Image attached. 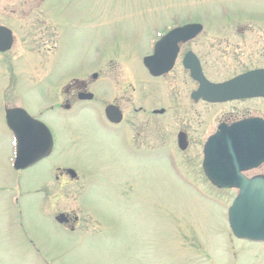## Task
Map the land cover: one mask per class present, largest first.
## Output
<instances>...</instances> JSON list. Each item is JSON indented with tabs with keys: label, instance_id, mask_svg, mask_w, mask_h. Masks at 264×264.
<instances>
[{
	"label": "rangeland",
	"instance_id": "374dc122",
	"mask_svg": "<svg viewBox=\"0 0 264 264\" xmlns=\"http://www.w3.org/2000/svg\"><path fill=\"white\" fill-rule=\"evenodd\" d=\"M26 5H32L30 12ZM41 9L49 11L42 19L47 26L60 19L58 51L44 49L56 37L44 47L41 43L36 23ZM259 17L264 22V0H0V24L13 33L11 48L0 53V264H264V242L232 236L226 211L236 191L216 188L202 177L199 143L182 152L175 145L189 178L180 180L175 175L181 171L172 172L163 159L152 163L124 155L86 111L63 122L45 109L39 117L53 130L54 152L14 170L4 119L5 107L35 113L54 103L57 73L71 74L89 59L95 62L98 44L112 49L106 54L109 64L121 68L110 74L127 83L133 76L147 77L134 58L148 52L151 23L158 28L172 25L170 20L200 23L206 39L230 36L238 25L258 23ZM198 39L188 46L213 81L256 65L249 63L247 46L236 59L229 55L219 61L220 54L209 46L202 50ZM180 57L172 73L175 81L190 80L191 88ZM255 57L252 62L263 65L261 56ZM55 167L73 169L78 180L57 188ZM56 211H73L80 231L65 230L54 218Z\"/></svg>",
	"mask_w": 264,
	"mask_h": 264
},
{
	"label": "flooded vegetation",
	"instance_id": "af4514ba",
	"mask_svg": "<svg viewBox=\"0 0 264 264\" xmlns=\"http://www.w3.org/2000/svg\"><path fill=\"white\" fill-rule=\"evenodd\" d=\"M31 6L32 5L25 6L28 8V12L31 11ZM48 13L49 11L41 9V15L36 22L43 36L41 38V43L44 47L52 37H56L54 43L50 44V46H52L44 47V49L45 51H58L61 31L57 21L60 19L56 16L54 27L47 26L42 19H44L45 15ZM59 13L61 14V12ZM262 18L263 17H259L258 19L260 20L257 19L258 23L254 22L256 20H249L246 25H238L234 28L236 29L235 32L230 36L218 34L212 38H206L213 42H206L203 36L205 33L202 31V26L201 31L193 38L176 43L177 53L171 68L167 72L157 76L148 73L143 65V58L152 53L155 44L170 29L175 26L184 25L185 23L174 24L173 21L170 20L172 25H165L161 28L157 26L154 27L155 25L151 23L150 34L152 33V35L145 43L148 52L144 53L138 60L137 57L134 58L135 64H139V67L141 66L144 69L147 75V77L144 76V79L147 80V84L149 85H143L142 80L144 79L136 76H133L127 83L122 79H118L114 74H112L113 78H111L112 75L110 72L118 71L120 67L119 65L109 64L106 54H109L112 49L107 50L104 44H98L93 47V51L94 49L97 50L96 54L98 56L95 62L89 59L90 63L86 62V64L84 63L85 65H80L73 70L71 74L66 72L57 73V78L53 87L56 98L54 103H50L47 107L41 105L36 109L37 112L35 111V113H30L25 107L21 108L33 118L42 121L50 130L53 144L49 155L54 152L55 136L50 125L39 117L40 114L43 113V110L47 109L54 117L61 118L63 122H66L74 113L86 111V113L90 115V122L96 129L118 141L119 151L124 155L134 159H146L152 163H157L158 160L162 161L163 159L172 172H174L173 170L176 168L181 171V174L178 173L175 175V177L180 180H184L188 177L183 171L181 164L176 159L174 150L175 145L178 151L182 152L188 149L190 145H197V143H199L200 173L202 177L210 183L203 169V147L207 138L218 132L221 126L228 127L237 122L254 118H259L264 122V96L234 98L222 101H208L202 96L195 99L192 97V93L198 89L199 83L191 77L189 69L185 68L183 63L184 57L186 53L191 52L198 60L202 75L207 81L214 84L226 82L252 70L264 69V62H262L263 65L257 64L256 61L252 62L253 55L256 56L255 58L261 56L260 61H264V22H260ZM170 19H172V17ZM114 35L116 36L117 34ZM199 36L200 39H198V41H200L199 43L202 50L205 49L206 46H209V49L220 54L218 58L219 61L229 55H231L233 59H236V56L245 51L244 46H247L250 49V55H252L249 63L250 65H256L244 71L232 74L222 80L213 81L209 79L204 72L203 59L188 46L195 45L194 40H196L197 37L199 38ZM11 37L13 43L12 31ZM115 48L116 47H114V49ZM142 50L143 49H139L138 51ZM0 53L2 54L3 52ZM180 55L179 64L190 77L193 84L191 88L188 84L190 80L180 79V81H175L177 79L175 78L176 75L172 73L176 65L175 62ZM127 67L133 70L132 61L128 62ZM166 88L168 89L166 90ZM129 90L130 92H128ZM148 93L150 94V98L148 97ZM132 99L134 102L133 105H131ZM108 106H113L115 108L117 114L120 116L118 121L115 122L109 119L105 112ZM205 109H207V111ZM180 145H185V147L181 149ZM263 165L264 161L254 168L241 171L240 174L246 178L260 175L264 176V168L259 169ZM68 169V167H63L62 169L61 167H55L54 182L57 188L65 187L66 184H72L78 180L76 172L74 171L75 175L71 176V174L68 173ZM256 169L259 170L254 173L253 171ZM65 177H68L69 180L66 181ZM60 179L65 181L62 182L61 180V182H59ZM48 194L49 192H46L45 195ZM59 214L64 215V220L59 222V224L62 225L65 230L70 232L80 231V229L77 228L79 218L73 211H56L54 212V218Z\"/></svg>",
	"mask_w": 264,
	"mask_h": 264
},
{
	"label": "water",
	"instance_id": "95a60500",
	"mask_svg": "<svg viewBox=\"0 0 264 264\" xmlns=\"http://www.w3.org/2000/svg\"><path fill=\"white\" fill-rule=\"evenodd\" d=\"M202 29L199 23H188L171 29L155 44L153 53L143 58L148 72L157 76L167 72L177 53L176 43L193 38ZM12 43L11 32L0 26V51ZM184 66L199 83L193 98L202 96L208 101L264 96V69L252 70L223 83L208 82L202 75L197 58L186 53ZM112 121L120 116L113 106L105 110ZM5 121L16 141L14 169H24L47 156L52 148L48 128L33 119L22 108L5 110ZM180 144V134H179ZM185 145H180L183 149ZM203 169L210 182L217 188H236V196L227 209L231 233L239 239L264 241V176L246 178L241 171L256 167L264 161V122L259 118L243 120L231 126H221L203 147ZM68 173L74 176L73 170ZM58 222L64 215L56 216Z\"/></svg>",
	"mask_w": 264,
	"mask_h": 264
}]
</instances>
